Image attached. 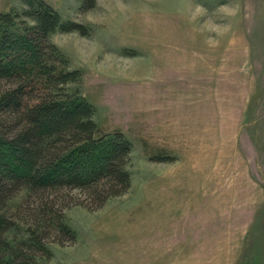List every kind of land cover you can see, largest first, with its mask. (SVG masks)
Returning a JSON list of instances; mask_svg holds the SVG:
<instances>
[{
	"label": "rangeland",
	"instance_id": "374dc122",
	"mask_svg": "<svg viewBox=\"0 0 264 264\" xmlns=\"http://www.w3.org/2000/svg\"><path fill=\"white\" fill-rule=\"evenodd\" d=\"M45 1L86 27L50 34L69 87L132 148L127 191L66 208L40 264H264V0Z\"/></svg>",
	"mask_w": 264,
	"mask_h": 264
},
{
	"label": "trees",
	"instance_id": "16d2710c",
	"mask_svg": "<svg viewBox=\"0 0 264 264\" xmlns=\"http://www.w3.org/2000/svg\"><path fill=\"white\" fill-rule=\"evenodd\" d=\"M22 1V13L0 11V264H40L50 241L75 239L66 208H100L131 180V140L99 132L94 105L69 87L81 71L50 39L86 27L45 0ZM94 3L80 0V9Z\"/></svg>",
	"mask_w": 264,
	"mask_h": 264
}]
</instances>
